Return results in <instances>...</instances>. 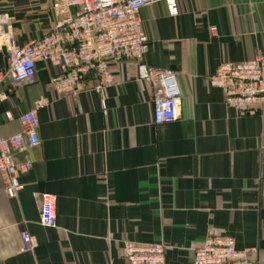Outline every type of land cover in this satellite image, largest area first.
Returning <instances> with one entry per match:
<instances>
[{"label": "crops", "instance_id": "obj_1", "mask_svg": "<svg viewBox=\"0 0 264 264\" xmlns=\"http://www.w3.org/2000/svg\"><path fill=\"white\" fill-rule=\"evenodd\" d=\"M54 0H0V15L20 47L48 33ZM140 15L150 46L147 66L177 73L181 108L172 124L153 123L152 88L136 64L111 63L104 95L57 97L56 70L37 64L35 85L11 90L0 106V137L21 131L18 117L40 99V145L15 154L30 161L25 185L9 198L0 178V264H127L124 242L166 247L164 264H193L209 236L257 248L264 264V115L227 108L208 80L224 63L264 55V0H177ZM103 101L105 108L103 107ZM44 196L56 228L40 224ZM34 240L22 252L21 233Z\"/></svg>", "mask_w": 264, "mask_h": 264}, {"label": "built area", "instance_id": "obj_2", "mask_svg": "<svg viewBox=\"0 0 264 264\" xmlns=\"http://www.w3.org/2000/svg\"><path fill=\"white\" fill-rule=\"evenodd\" d=\"M160 1L165 3L169 17L179 15L177 0H54L50 31L23 47L18 45L8 25L10 18L0 15V49H6L7 59V71L0 80L8 79L11 90L35 85L37 64L48 63L56 70L50 87L57 97L79 93L89 78L95 80L92 90L104 95L114 83L110 64L132 62L137 66L139 81L149 83L152 88L153 123L172 124L179 117L182 103L177 73L146 65L150 39L140 15L143 7ZM208 83L220 90L227 108L243 115H264V55L224 63ZM6 94L0 93V106ZM49 104L46 99L38 100L33 110L18 117L19 133L0 137V178L5 194L11 199L25 188L20 176L33 168L30 161L16 163L14 156L40 145L37 110ZM47 197L44 196L40 224L56 228L54 208ZM20 238L22 252H31L32 236L24 231ZM165 250L161 244L127 241L123 243L122 257L127 264H164ZM257 252V248L238 250L231 237L209 236L194 250L193 264H252Z\"/></svg>", "mask_w": 264, "mask_h": 264}, {"label": "water", "instance_id": "obj_3", "mask_svg": "<svg viewBox=\"0 0 264 264\" xmlns=\"http://www.w3.org/2000/svg\"><path fill=\"white\" fill-rule=\"evenodd\" d=\"M7 71V59H6V49L3 47L0 49V76L4 77ZM10 82L8 79L0 80V93H3V88L9 86Z\"/></svg>", "mask_w": 264, "mask_h": 264}]
</instances>
